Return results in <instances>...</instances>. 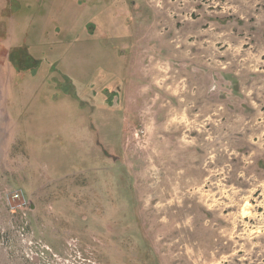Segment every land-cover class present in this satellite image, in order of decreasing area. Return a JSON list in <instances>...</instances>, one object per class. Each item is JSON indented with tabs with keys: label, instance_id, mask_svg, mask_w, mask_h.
Here are the masks:
<instances>
[{
	"label": "rangeland",
	"instance_id": "374dc122",
	"mask_svg": "<svg viewBox=\"0 0 264 264\" xmlns=\"http://www.w3.org/2000/svg\"><path fill=\"white\" fill-rule=\"evenodd\" d=\"M0 264H264V0H0Z\"/></svg>",
	"mask_w": 264,
	"mask_h": 264
}]
</instances>
